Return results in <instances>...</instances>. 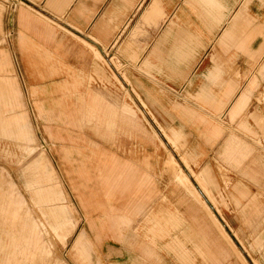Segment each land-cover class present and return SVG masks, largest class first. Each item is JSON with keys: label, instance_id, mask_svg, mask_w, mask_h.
Wrapping results in <instances>:
<instances>
[{"label": "crops", "instance_id": "obj_1", "mask_svg": "<svg viewBox=\"0 0 264 264\" xmlns=\"http://www.w3.org/2000/svg\"><path fill=\"white\" fill-rule=\"evenodd\" d=\"M3 3L8 21L19 25V49L30 68L36 65L33 61L36 46L32 40L39 39L41 32L46 41L53 40V24L86 45L94 60L105 62L102 56L105 52L115 55L125 74L124 82L140 93L136 91L143 107L147 105L140 97L149 103L164 104L157 89L167 94L171 91L186 93L188 101L185 104L200 105L201 115L180 104L173 105L172 110L198 119L201 138H208L206 142L215 141L214 148L210 149L201 140V163L214 152L231 169L230 190L238 206L236 214L246 216V227L237 220L231 223V229L247 231V248L251 242L248 233H264V152L256 145L257 139L264 135V14L261 20L258 16L254 18L253 2L243 5L239 0H3ZM59 34L60 46L68 47L74 42L70 36ZM0 63V70L8 65L5 59ZM97 71L103 74L102 69ZM83 80L77 76L70 86L81 85ZM19 97L20 92L12 81L0 77V104L6 102L8 112L21 107ZM118 110L120 114L109 108L98 115L94 106L82 108L84 117L95 120L108 133L117 127L118 119L127 118L137 126L139 109L122 102ZM3 113L0 109V133L29 143L23 115L5 117ZM159 127L171 143L182 135L181 129L170 127L165 131ZM186 127L184 123L182 128ZM227 133L226 141L218 142L220 135ZM168 164L176 166L172 158ZM30 168L33 172L39 170L38 160H34ZM97 171L111 205L100 228L109 226L110 230H117L118 225L131 224L136 216H142L156 227L158 239H167L165 247L177 253L186 264H249L179 168L174 172L175 180L202 205L201 218L196 216L201 219V240L190 241L187 229H181L180 236L170 234L184 224L178 211H168L165 215L149 213L137 205L134 210L120 212L113 203L117 201L118 191L130 190L134 172L112 159L98 164ZM192 173L203 193L213 201L209 181L201 172ZM121 179L125 183L123 186L118 184ZM50 181V176L41 175L34 182L38 185L34 190L37 201L51 220L49 227L52 230L59 226L71 228L66 207L56 205L63 198L50 186H43L44 182ZM257 200L261 207L257 206ZM2 210L0 214H3ZM4 213L6 216L7 211ZM252 216H261L262 223L254 219L251 222L249 217ZM7 219H0V228H5L2 231L8 241L0 245V250H8V256H27L30 246L39 248L45 226L30 222L17 228L16 221ZM188 243L191 249H188ZM151 244L155 248L158 246L154 240ZM74 249L88 264L90 247L85 244L83 234L76 239ZM143 252L150 259L156 256L155 249L147 248ZM259 263L264 264V252Z\"/></svg>", "mask_w": 264, "mask_h": 264}, {"label": "rangeland", "instance_id": "obj_2", "mask_svg": "<svg viewBox=\"0 0 264 264\" xmlns=\"http://www.w3.org/2000/svg\"><path fill=\"white\" fill-rule=\"evenodd\" d=\"M239 2L243 5L253 2L254 18L258 16L261 20L264 0ZM6 13V4L0 0V62L8 61V65L0 70V77L8 78L18 89L21 107L8 112L7 103L3 102L0 109L4 110L5 117L23 115L30 142L0 133V209L7 211L5 216L2 210L0 217L16 221L17 228L34 222L45 226L46 232L41 234L39 248L30 246L27 256H8V250L6 253L1 249L0 264H86L74 249L80 234L84 235L85 244L90 247L88 264H186L177 253L165 247L167 239H158L156 227L142 216H136L131 224L118 225L117 230H110L109 226L100 228L110 213L111 205L97 169L98 164L110 159L134 172L130 190L118 191L117 201L113 203L120 212L131 211L137 205L149 213L165 215L168 211H178L184 224L170 234L180 236V230L187 229L190 241L201 240V219L196 216L201 218L202 205L195 202L175 180L174 172L179 168L249 264H260L264 233H248L251 242L247 248V231L231 229V223L237 220L246 227V216L236 214L238 206L231 196V169L214 152H211V158L201 163V140L210 149L214 148L215 141L206 142L208 138H201L198 119L172 110L173 105L180 104L201 115L200 105L185 104L188 101L186 93L171 91L167 94L157 89L164 104L149 103L140 97L147 105L143 107L138 98L140 93L124 82L125 74L115 55L105 52L102 54L105 62L94 60L86 45L77 42L64 28L53 24V40L46 41L42 32L38 34L39 39L32 40L36 46L33 53L36 65L30 68L19 49V25L9 22ZM59 33L70 36L74 42L68 47L60 46ZM101 69L103 74L97 71ZM77 76L84 78L82 84L70 86ZM148 99L151 98L148 96ZM122 102L139 109L137 126L127 118L123 121L118 119L117 127L108 133L95 120L83 116L82 108L87 105L94 106L98 115L109 108L119 113L118 106ZM209 113L207 110V114L213 117ZM184 123L186 128H182ZM159 125L165 131L170 127L181 129L182 135L171 143ZM190 126L194 127L191 129ZM227 138L228 133L220 135L217 140L224 143ZM256 143L264 152V135ZM170 158L176 166L168 164ZM34 160H38L40 169L33 172L30 166ZM191 170L201 172L209 181L207 184L213 201L203 193ZM41 175L51 177V181L44 182L43 186H50L63 198L56 205L66 207L67 221L73 227L59 226L55 231L49 227L51 220L38 203L34 191L38 186L34 182ZM118 184L123 186L125 183L121 179ZM259 202L256 201L257 206L261 207ZM249 219L262 223L261 216ZM0 229L1 245L7 238L2 231L5 228L2 226ZM153 240L157 248L151 244ZM147 248L155 249L154 258L146 257L143 250Z\"/></svg>", "mask_w": 264, "mask_h": 264}]
</instances>
